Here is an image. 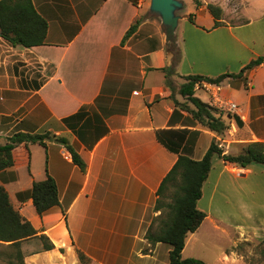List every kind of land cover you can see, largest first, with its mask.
Returning a JSON list of instances; mask_svg holds the SVG:
<instances>
[{"label": "crops", "instance_id": "1", "mask_svg": "<svg viewBox=\"0 0 264 264\" xmlns=\"http://www.w3.org/2000/svg\"><path fill=\"white\" fill-rule=\"evenodd\" d=\"M178 1L176 61L146 0H32L47 22L45 43L24 48L0 37V145L19 132L50 133L85 164L82 170L66 146L50 140L17 146L13 165L0 170L12 209L53 245L25 264H81L78 253L89 264H169L170 247L151 245L145 235L161 215L157 191L179 155L199 161L213 141L225 155L264 143V65L212 85L239 107L238 114L217 110L227 126L222 135L196 123L179 93L186 76L236 75L264 54V0H193L191 8ZM209 4L221 9L218 27ZM194 97L211 105L203 89ZM47 175L59 204L40 216L30 193ZM259 200L264 166L241 167L214 154L197 202L206 217L187 234L182 259L244 264L240 250L208 247L205 232L258 240L264 227L229 221L254 219L264 211Z\"/></svg>", "mask_w": 264, "mask_h": 264}, {"label": "trees", "instance_id": "2", "mask_svg": "<svg viewBox=\"0 0 264 264\" xmlns=\"http://www.w3.org/2000/svg\"><path fill=\"white\" fill-rule=\"evenodd\" d=\"M194 1L196 5L199 4L198 0ZM207 9L215 20L214 26H220L222 24L220 22L221 9L211 4L207 5ZM189 20L192 21L190 18ZM138 23L139 20L130 27L123 41L135 31ZM46 34L47 22L36 12L32 0H0V37L2 39L13 46L31 48L43 45ZM169 42L171 50L175 51L176 59L174 61H176L179 59V54L173 46L174 41ZM261 65H264V54L251 60L236 75L223 74L215 78L199 75L184 77L185 83L180 87L179 93L194 109H189L185 105L183 107L188 110L196 123L217 135H222L227 126L219 116H216L219 112L215 108L194 97L195 83L204 81L218 85L227 77H241L245 71ZM172 69L171 67V71ZM50 140H55L66 146L71 153L73 162L82 170L85 169L84 162L69 146L65 138L56 137L50 133L27 134L19 132L12 135L6 144L0 145V170L13 165V151L17 146L21 144L45 145V141ZM214 154L227 163L237 164L241 167L252 164L264 166V143L261 142L244 145L236 155H225L213 141L204 157L199 161L179 155L175 165L165 176L157 191L158 199L155 211H161V215L152 221L145 235L151 245L162 243L170 247L169 264H206L195 258L182 259L181 252L187 234L195 232L206 217L205 213L197 208V202L202 196V186L208 177ZM169 185L174 187L172 198L168 203H161L160 197L163 196ZM30 197L35 211L40 216L59 204L57 187L54 180L48 175L45 180L33 183ZM52 248L53 245L47 237L38 236L32 225L12 209L7 195L0 189V264H25L26 256ZM78 257L81 264H89V259L84 254L78 253Z\"/></svg>", "mask_w": 264, "mask_h": 264}, {"label": "rangeland", "instance_id": "3", "mask_svg": "<svg viewBox=\"0 0 264 264\" xmlns=\"http://www.w3.org/2000/svg\"><path fill=\"white\" fill-rule=\"evenodd\" d=\"M182 1L185 3L186 8H191L192 5L194 4L193 0H182ZM146 2L150 7L151 0H146ZM151 18L161 23V20L157 14L152 13ZM161 27H162V31L166 32V27L162 25V23H161ZM173 191H174V187L172 185H169L168 188L164 191L163 196L160 197L161 203L170 202ZM260 204H264V200H259L256 203V205H260ZM236 214L238 215V214H243V213L241 212V210L240 211L238 210ZM254 216H255L254 219H241L237 222H236V219H231V221L229 222L241 225L242 227H250V226H257L258 228L264 227V211L255 213ZM227 228L230 229V227H227ZM204 229L208 230L207 225L204 226ZM205 233L207 235H205L204 239L207 240V242L209 243L210 246L208 247L215 246L216 250L214 251H220L224 247L227 249H230L233 247L236 250H240V252L243 254L244 264H264V234L263 236L258 238V240H256L255 238H252L251 233H249L250 236L247 235L246 237L245 235L244 239L246 240H243V236H242L241 242H236L237 235H234V236L231 235V240L228 241L229 239L228 236H225L221 233H214L210 231H207ZM211 254L212 253L210 252V255Z\"/></svg>", "mask_w": 264, "mask_h": 264}, {"label": "water", "instance_id": "4", "mask_svg": "<svg viewBox=\"0 0 264 264\" xmlns=\"http://www.w3.org/2000/svg\"><path fill=\"white\" fill-rule=\"evenodd\" d=\"M182 8V3L178 0H151L149 11L155 13L166 27V38L174 41V34L177 27L178 16L176 12Z\"/></svg>", "mask_w": 264, "mask_h": 264}, {"label": "built area", "instance_id": "5", "mask_svg": "<svg viewBox=\"0 0 264 264\" xmlns=\"http://www.w3.org/2000/svg\"><path fill=\"white\" fill-rule=\"evenodd\" d=\"M215 84H210L207 82H196L194 85V90L203 89L205 92L209 93L211 96V107L215 108L218 111H228L230 113L238 114L239 107L235 103L224 100L219 95V88L212 86ZM69 156V155H68ZM70 157V156H69Z\"/></svg>", "mask_w": 264, "mask_h": 264}]
</instances>
